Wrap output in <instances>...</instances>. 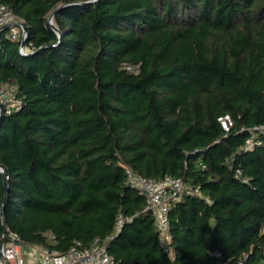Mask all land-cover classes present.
Returning <instances> with one entry per match:
<instances>
[{
  "label": "trees",
  "instance_id": "1",
  "mask_svg": "<svg viewBox=\"0 0 264 264\" xmlns=\"http://www.w3.org/2000/svg\"><path fill=\"white\" fill-rule=\"evenodd\" d=\"M0 5L42 48L22 55L0 30V85L24 98L0 121V246L6 227L39 248L90 247L123 215L115 264H264V131L243 130L264 125V0ZM127 167L200 187L172 203L170 252Z\"/></svg>",
  "mask_w": 264,
  "mask_h": 264
},
{
  "label": "built area",
  "instance_id": "2",
  "mask_svg": "<svg viewBox=\"0 0 264 264\" xmlns=\"http://www.w3.org/2000/svg\"><path fill=\"white\" fill-rule=\"evenodd\" d=\"M50 23L53 18L49 19ZM10 28L8 35L20 43L19 51L22 55H29L34 51L32 44H26L28 33L24 29V22L5 5H0V30ZM129 70H136V66L127 64ZM24 98L18 93L14 85H0V115H12L22 109ZM222 128L229 131L234 125V120L229 113L218 118ZM252 131H264V125H256ZM260 145L261 141L251 136L247 139L245 150H251L254 146ZM129 184L138 189L146 197V210H152L156 214V227L159 232L160 242L165 250L170 252L169 243L172 240L170 232L169 211L172 203L179 200L185 194L201 195L200 187L188 184L181 177L166 176L163 179L146 177L138 174L132 168L127 167ZM236 176H242L241 170H237ZM246 180V179H245ZM133 217L120 215L117 219L113 234L106 241L96 239L90 247H81L76 242L66 252L39 248L23 242L21 237L8 230L0 246V264H115V260L107 249V242L118 235L127 221ZM242 264V262H240Z\"/></svg>",
  "mask_w": 264,
  "mask_h": 264
},
{
  "label": "water",
  "instance_id": "3",
  "mask_svg": "<svg viewBox=\"0 0 264 264\" xmlns=\"http://www.w3.org/2000/svg\"><path fill=\"white\" fill-rule=\"evenodd\" d=\"M93 1H95V0H93ZM53 15H54V14L51 15V18H53ZM52 24H53V22H52ZM24 29H25V31H27V28H26V25H25V24H24ZM55 30H56V32H57V34H58V36H59V39L61 40V39H62V33H61V31H60L59 29H57L56 27H55ZM21 44L24 45V44H25V41L23 40ZM40 50H42L41 47L38 48L37 50H35L34 52L30 53V55H32V54H34V53H37V52H39ZM2 118H3V113L1 112V115H0V121H1ZM0 171H1L2 174H3L4 183H5V189H7V187H8V186H7V180H8V177H7V174H6V172H5V170H4V168H3L2 165H0ZM6 232H7V231H6V227H5V230H4V238H5ZM4 238H3V240H4Z\"/></svg>",
  "mask_w": 264,
  "mask_h": 264
}]
</instances>
